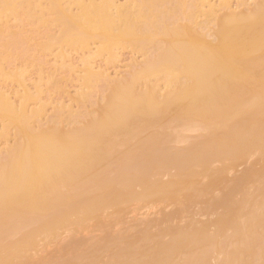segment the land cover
Returning <instances> with one entry per match:
<instances>
[{
	"label": "bare ground",
	"instance_id": "bare-ground-1",
	"mask_svg": "<svg viewBox=\"0 0 264 264\" xmlns=\"http://www.w3.org/2000/svg\"><path fill=\"white\" fill-rule=\"evenodd\" d=\"M122 1L0 0V80L23 89L0 86V264H264V0ZM121 48L143 54L124 76L92 64ZM32 49L58 50L52 75L87 52L80 110L56 101L46 118L37 96L61 85L46 60L35 94L24 64L7 71ZM256 152L263 166L228 180ZM203 203L213 220L184 221ZM154 205L174 209L122 227Z\"/></svg>",
	"mask_w": 264,
	"mask_h": 264
},
{
	"label": "rangeland",
	"instance_id": "rangeland-1",
	"mask_svg": "<svg viewBox=\"0 0 264 264\" xmlns=\"http://www.w3.org/2000/svg\"><path fill=\"white\" fill-rule=\"evenodd\" d=\"M219 1L220 0H213V3H216V4H219ZM240 0H231V4H232V9L231 10H235L236 9V7H237V2H239ZM121 2H123L122 0H121ZM257 2V0H248V4H250L249 6H253L255 3ZM74 6V5H73ZM71 7V9H72V11L73 12H77V10H75V6L74 7ZM248 6V7H249ZM251 6V7H252ZM77 9V8H76ZM222 11H224V10H222ZM226 11V10H225ZM227 12V11H226ZM220 14H223V12H221ZM13 20V19H12ZM11 20V21H12ZM203 19L202 18H199V19H197V22L198 21H202ZM10 24H12V25H14L15 24V21H12V22H10ZM28 27V26H27ZM211 27H213V25L211 26ZM53 28H55V27H52V29ZM25 29H28L29 30V27L28 28H25ZM49 30H50V28H49ZM48 32V31H47ZM54 32L55 33H57V28L54 30ZM44 36V35H43ZM43 36H41L42 37V39L41 40H44L45 39V36H44V39H43ZM20 45V47H23L22 46V44L20 43L19 44ZM93 47H97V44H93V45H91V48L92 49H94ZM55 51V52H54ZM32 54H29V60H28V62L27 61H25V59H24V57H26L27 56V54L25 55V53H24V50L21 52L22 53V55L21 56H24L23 57V59L22 60H20V59H15V58H13L12 59V62H11V65L10 64H8V66L6 65V69H7V71L11 68V69H19V67H20V69H22V67H23V69H25V71H27L26 73H25V78H24V80H25V84L27 83V87L29 88V90H32L31 92H36V89H35V83L39 80L38 78H40L39 77V74H38V71H40V69H38V63L39 62H41V60L44 62V60H46L45 62H47L46 63V65H45V67H44V71L45 72H47V73H45V75H48L49 74V72H50V75H52V73H54L53 72V69L55 68V65H54V60H55V56H54V53H55V55H56V53L58 52V50L57 49H54L53 51H52V55H51V52H44V54H41V53H37L36 55H35V57H34V51H33V49H32ZM68 52H71V50L70 51H68ZM74 52H76V51H73L72 53H70L69 54V58L66 60L67 62L66 63H68V65H73V68L74 69H76V71H75V73H73V72H71V71H68V72H66V73H62V72H58V73H56V74H54L55 76H56V78H57V80H61V82L59 83V85L60 86H58V85H54L53 86V84H51L52 86H49L48 84V86L46 85V84H44L46 81H45V77H44V83H42V84H44L43 85V87L44 88H42V90L43 91H45L44 93H43V95H39V96H37L38 98H40V96H41V98H40V100H41V102L40 103H43V104H46L47 103V101H49V99H50V101H49V103L48 104H46V106H45V108H46V112H45V114H46V118H47V116H53V112L52 111H54V108H55V104L58 102V103H62V104H68L69 106H73L72 108L73 109H76L77 110V108H78V106H80V105H77L75 102H72L71 100H74V98L76 97V95H75V93L80 89L79 87V85H80V82L78 81V78L81 76V69H82V66H81V64H82V61H81V56H83V57H85L84 55H86L87 54V52H84V55H83V53H82V51H77L76 52V54L74 53ZM120 52V53H119ZM82 53V54H81ZM86 53V54H85ZM118 55H119V59L116 61V62H112V63H108L109 64V66H108V64L106 63V61H104L105 59L104 58H95V60H93L92 61V64L96 67V69L97 70H99V69H101V70H107L108 71V73L112 76L113 75V77L115 78V77H122V76H124L125 74H126V72H127V69H128V66L127 65H129V64H131L132 62H133V60H132V58L134 59V61H137V62H142L143 61V54L142 53H139V54H137L136 52H133V50H131V48L130 49H124V48H121V49H119L118 50ZM48 54V55H47ZM44 55V56H43ZM72 55V56H71ZM88 55V54H87ZM86 55V56H87ZM136 55V56H135ZM17 56V55H16ZM135 56V57H134ZM46 57H48V58H46ZM31 58V59H30ZM35 58V59H34ZM39 58V59H38ZM43 58H45V59H43ZM137 58V59H136ZM36 59L37 60H39V62H37V63H35V61H36ZM71 59V60H70ZM83 59V58H82ZM104 59V60H103ZM21 62H20V61ZM33 60V61H32ZM69 60V61H68ZM131 60V61H130ZM15 61V62H14ZM25 61V62H24ZM30 61V62H29ZM56 61V60H55ZM80 61H81V64H80ZM27 62V63H26ZM32 62H34L35 64H33ZM52 62H54L53 64H52ZM79 62V63H78ZM105 62V63H104ZM24 64L23 66H22V64ZM26 63V64H25ZM16 66H15V65ZM21 64V65H20ZM30 64H33V65H30ZM52 64V65H51ZM76 64H78V65H76ZM99 66H98V65ZM105 64V65H104ZM107 64V65H106ZM20 65V66H19ZM36 65V66H35ZM10 66V67H9ZM31 66V67H30ZM33 66V67H32ZM53 66V67H52ZM80 66V67H79ZM12 67H14V68H12ZM100 67V68H99ZM103 67V68H102ZM9 68V69H8ZM26 68H29V69H27L26 70ZM37 68V69H36ZM53 68V69H52ZM78 69V70H77ZM29 70V71H28ZM32 70H34V71H32ZM50 70V71H49ZM79 72V73H78ZM40 73V72H39ZM115 73H117V74H115ZM119 73V74H118ZM37 74H38V76H37ZM77 74V75H76ZM54 75H52V76H54ZM69 75V76H68ZM119 75V76H118ZM32 76V77H31ZM54 76V77H55ZM79 76V77H78ZM47 77V76H46ZM62 77L64 78L65 77V79H62ZM113 77H111V78H113ZM58 78H60V79H58ZM68 78V79H67ZM70 78V79H69ZM35 79V80H34ZM47 79H48V77H47ZM34 80V81H33ZM67 80H68V82H67ZM72 80V81H71ZM77 80V81H76ZM1 81V80H0ZM3 81V80H2ZM1 81V83H0V86H1V84H4V86H3V88H4V90H8L9 92H10V90H13V91H15L16 90V88L18 89V85L16 86V85H8V84H5V83H3ZM27 81V82H26ZM70 81V82H69ZM77 82V83H76ZM32 83V84H31ZM100 84V83H99ZM34 85V86H33ZM79 87H78V86ZM100 85H102V82H101V84ZM9 86V87H8ZM12 86V87H11ZM14 86V87H13ZM47 87V88H46ZM57 87H59V88H56ZM64 87V88H63ZM102 87V89L104 90V86L102 85L101 86ZM100 87V88H101ZM9 88V89H8ZM13 88V89H12ZM34 88V89H33ZM61 88H62V90H61ZM98 88V87H97ZM97 88H95L96 90L94 91V92H91V97L92 98H94L95 99V101H96V99H97V101H99L101 98L99 97V92H97L96 93V91H98L99 90V88H98V90H97ZM55 89V90H54ZM65 89V90H64ZM101 89V90H102ZM19 91H20V93H22L21 91L23 90L22 88H19L18 89ZM51 90V91H50ZM56 90H59L58 92L56 91ZM88 91H90V90H88ZM87 91V92H88ZM51 92V93H50ZM53 92V93H52ZM57 92V93H56ZM103 92V91H102ZM101 92V93H102ZM35 94V93H34ZM96 94H97V96H96ZM50 95V96H49ZM101 96L103 95V94H100ZM12 97V99L14 98V96L13 95H11ZM52 96V97H51ZM49 97H51V98H49ZM99 97V98H98ZM18 98L19 97H17L16 98V96H15V98L13 99V101H15L16 102V104H18L19 102H18ZM44 98V99H43ZM91 98V99H92ZM99 99V100H98ZM53 100H55V101H52ZM60 100V101H59ZM20 101V100H19ZM34 101V102H33ZM39 101V100H38ZM38 101L35 99V100H32V102L31 101H29L28 102V105H29V109H35V108H37V106H39V104L40 103H38ZM45 101V102H44ZM57 101V102H56ZM91 102H95L94 100L92 101V100H90ZM96 101V102H97ZM37 102V103H36ZM51 102V103H50ZM71 104H69V103ZM55 103V104H54ZM90 102H88L87 104H83V109H84V106H85V110L87 109V111H92L94 108H92V104L93 103H90ZM54 104V105H53ZM34 105V106H33ZM86 105H87V107H86ZM49 106V107H48ZM80 107H82V106H80ZM80 107H79V109L78 110H80ZM94 107V106H93ZM90 108V109H89ZM82 108H81V110H83ZM77 110V111H78ZM48 112H49V114H48ZM45 118V119H46ZM44 119V118H43ZM45 121V120H44ZM13 132H11V135H13L12 134ZM12 138V137H11ZM5 143V141L4 140H1L0 139V145L2 144L3 145V143ZM220 166V164H215V167H219ZM250 166H254L256 169H260L262 166H263V161L261 160V154H259L258 152H256V153H254L250 158H248V159H246L245 161H241V162H239L236 166H234L233 168H230L229 170H228V174H227V176H228V180L230 179H232V178H235L236 176H238V175H240V174H242L248 167H250ZM204 204V205H203ZM202 205H199L198 207H196V209L194 208V211L192 212V214H190L189 216H191V217H189L188 216V218H186V219H184V221H186V220H189V219H191V218H197V221H202V223H205V222H208V221H211V220H213L214 218H215V216L212 218V216H206L207 214H205V213H203V212H205V209H204V207H205V203H203ZM203 208V209H202ZM174 208H173V206H169V205H154V206H150V207H146V208H136V207H133L132 209H131V211L127 214V215H125L124 216V224H128V225H124L123 224V226L122 227H124V226H126V227H128L129 226V224H130V226H132V225H134V224H136L134 221L135 220H137V219H140V220H143V219H153L152 221H156L157 220V222L159 223L163 218V216H164V212L165 211H167V212H170V211H172ZM195 213V214H194ZM205 214V215H204ZM193 216V217H192ZM194 218V219H195ZM154 219H156V220H154ZM210 219V220H209ZM158 220H160V221H158ZM196 220V219H195ZM132 222H133V224H132ZM188 222V221H187ZM185 222H182V224H184ZM186 224V223H185ZM126 227H124V228H126ZM113 228L115 229V230H120L121 229V226L120 225H114L113 226ZM83 233V237H85V236H87L89 233L90 234H92V235H95V236H99L101 233L99 232V231H96V230H94V229H91L90 230V232H88V233H85V232H82ZM57 246H50V247H48L47 249H45L44 251H42V252H39L38 253V255H37V257L38 258H43V257H47V256H49L52 252H56L57 251Z\"/></svg>",
	"mask_w": 264,
	"mask_h": 264
}]
</instances>
